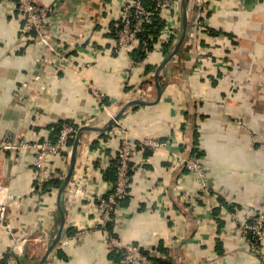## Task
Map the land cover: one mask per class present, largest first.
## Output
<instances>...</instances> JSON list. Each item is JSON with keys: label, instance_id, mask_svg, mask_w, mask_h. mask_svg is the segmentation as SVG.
<instances>
[{"label": "crops", "instance_id": "crops-1", "mask_svg": "<svg viewBox=\"0 0 264 264\" xmlns=\"http://www.w3.org/2000/svg\"><path fill=\"white\" fill-rule=\"evenodd\" d=\"M113 1L37 0L56 6L41 41L26 30L15 0H0V192L8 196L13 227L0 230V264H40L61 222L57 195L75 135L67 155L48 156V179L59 184H48L42 195L33 191L34 150L5 145L51 141L66 123L101 128L123 107L119 123L81 131L60 195L69 243L55 246L43 264H122L107 246L106 230L91 227L98 210L87 196L111 190L123 127L132 141L172 143L133 155L131 192L117 210L115 234L172 264H260L237 227L250 213L264 212V0H190L188 23L202 11L204 26L160 70L181 33V0L178 20L162 10L163 27L139 61L132 56L136 44L114 50L119 15ZM171 26L176 34L164 29ZM91 86L103 96L101 106ZM136 99L146 103L125 106ZM173 151L197 154L208 194L197 197Z\"/></svg>", "mask_w": 264, "mask_h": 264}, {"label": "built area", "instance_id": "built-area-1", "mask_svg": "<svg viewBox=\"0 0 264 264\" xmlns=\"http://www.w3.org/2000/svg\"><path fill=\"white\" fill-rule=\"evenodd\" d=\"M17 8L24 17L26 30L34 31L41 41H45L46 29L45 24L54 13L56 6L41 5L37 0H15ZM154 6L149 8L144 5V0H117L111 2L109 5L112 8L118 9V20L114 32L116 35V43L114 50L116 52L128 51L133 45L138 43V33L142 30L144 24L152 20V16L157 12L161 15L163 9H171L173 11V20H178V11L176 5L178 0H153ZM205 15L202 11H198L195 15L194 21L188 27V36L192 35L194 30L204 26ZM174 23V22H171ZM168 33H175L176 29L164 28ZM179 33V29L177 30ZM177 33V34H178ZM58 55L62 54L61 47L55 49ZM133 62L125 71L130 73L133 69ZM92 94L96 98L100 106L103 103V96L93 86L90 87ZM143 94V92H142ZM143 98V95L141 97ZM119 123V119L116 123ZM80 125L65 124L61 127L58 138L55 142L48 140L42 141H14L12 144L8 143L5 147H10L12 150H21L24 148H31L35 155L33 159V166L35 168V180L33 183V191L38 194H43V187L49 178V162L48 156L50 154L64 157L68 154L69 140L78 131ZM126 128L121 129L119 149L115 155L117 158L116 164V179L112 185V192L102 195H88V200L92 205L97 207L98 218L94 219L91 227L97 229L106 228L107 224H114L116 221V213L120 207V201L130 194L131 189V171L133 170V155L139 149H169L172 141L170 139H157L153 137L139 138L137 141H132L125 135ZM172 160L180 167L184 168L192 176L196 186L197 197H203L208 194L207 174L203 168V163L197 154L185 155L182 153L172 152ZM8 196L0 192V230H7L12 232L13 227L7 221L8 217ZM90 229V228H89ZM237 229L241 231L247 238V243L260 257V264H264V212L256 211L240 222ZM83 231H79L75 236H79ZM69 237L63 235L58 243L60 245H67ZM107 246L111 250L121 252L122 264H154L152 257L154 252L145 251L138 244L124 242L116 234H107ZM15 256V254H14ZM8 264V263H1Z\"/></svg>", "mask_w": 264, "mask_h": 264}, {"label": "water", "instance_id": "water-1", "mask_svg": "<svg viewBox=\"0 0 264 264\" xmlns=\"http://www.w3.org/2000/svg\"><path fill=\"white\" fill-rule=\"evenodd\" d=\"M190 0H181V5H182V10H183V17H182V28H181V33L179 35L178 41L175 45V47L173 48V50L171 51V53L165 57V59L160 63V65L158 66L157 70H160L161 68L164 67L165 63L168 61V59L178 50L179 46L182 44L183 40L185 39V37L188 35V17H187V8H188V4H189ZM157 91H158V97L161 95V88L157 86ZM133 103H146V101L141 100V99H136L130 103H128L127 105H125L126 107L130 104ZM125 107H123L121 109V111H119L116 115L112 116L107 125H105L104 127H98L95 125H81L77 131V133L75 134L74 140H73V145H72V152H71V160L68 166V169L63 177V182L62 185L60 186L58 195H57V200H58V209L60 211V216H61V222L60 225L58 227V229L56 230L55 234L52 237V241L51 244L49 246V248L47 249L46 253L44 254V256L42 257L40 264H43L44 261L46 260V258L48 257V255L50 254V252L52 251V249L58 245V243L60 242V239L62 237V231H63V224H64V212L62 210V206L60 203V195L62 193V191L64 190V188L66 187L67 183L69 182L72 170L74 168L75 165V161H76V150H77V145H78V140H79V136L82 130H87V129H107L110 126H112L113 124H115L116 120L121 116L123 110Z\"/></svg>", "mask_w": 264, "mask_h": 264}, {"label": "trees", "instance_id": "trees-1", "mask_svg": "<svg viewBox=\"0 0 264 264\" xmlns=\"http://www.w3.org/2000/svg\"><path fill=\"white\" fill-rule=\"evenodd\" d=\"M144 5L146 7L151 8L154 6V2H153V0H144ZM189 22H190L189 26H191V23H192L191 18H190ZM163 23H164V21L161 19L160 15L157 14V12H155V14L152 16V20L149 23H146L143 25L142 30L138 33V43L136 44L135 49L132 51L133 52L132 56H133V59L135 61H139V60L144 59L146 57L147 52L152 47L153 43H155L154 41L161 31V29L163 27ZM66 124H74V123H66ZM63 125H65V124H63ZM63 125H59L58 127H56L55 130H56V132L58 131V134L54 139L51 140V142H55L57 140L60 129ZM74 125H76V124H74ZM116 164H117V158L114 157L113 163H112L113 172L115 174L114 181L116 179ZM132 172H133V170L130 172L131 175H132ZM48 184H52V185L55 184L58 186L59 182L57 179H54V178L51 180L48 179L44 184L43 191L44 190L48 191V189L46 188ZM112 191L113 190L111 188V190L107 194L111 193ZM129 195L120 201V206L123 203V201H125L126 199L129 198ZM113 225L114 224H107L106 225L105 230L108 234H115V232L113 231ZM112 252H115L116 254L121 255V252H119V251L112 250ZM121 257H122V255H121ZM152 260H153L154 264H172V262H170V260L163 259L162 257L153 256Z\"/></svg>", "mask_w": 264, "mask_h": 264}]
</instances>
